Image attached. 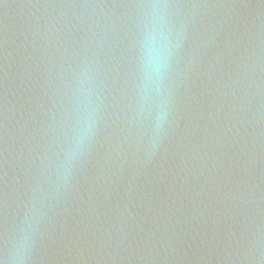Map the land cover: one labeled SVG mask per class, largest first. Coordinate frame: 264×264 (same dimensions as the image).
Wrapping results in <instances>:
<instances>
[{
	"label": "water",
	"instance_id": "1",
	"mask_svg": "<svg viewBox=\"0 0 264 264\" xmlns=\"http://www.w3.org/2000/svg\"><path fill=\"white\" fill-rule=\"evenodd\" d=\"M0 264H264V0H0Z\"/></svg>",
	"mask_w": 264,
	"mask_h": 264
}]
</instances>
